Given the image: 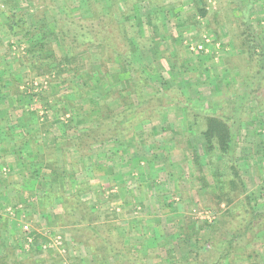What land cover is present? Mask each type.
Returning <instances> with one entry per match:
<instances>
[{
	"label": "rangeland",
	"instance_id": "1",
	"mask_svg": "<svg viewBox=\"0 0 264 264\" xmlns=\"http://www.w3.org/2000/svg\"><path fill=\"white\" fill-rule=\"evenodd\" d=\"M90 1L93 11L107 8L110 2ZM17 2L18 4L11 0H0V71L15 75L18 78L17 86L23 93L22 96L21 93L17 96L6 89L8 94L5 98L11 105L1 112L4 120L0 123V217L2 222H9V229L0 231V244L14 247V254L26 258V254L33 253L38 241L42 246V252L34 256L38 264H106L107 260V264H111L110 256L99 251L90 252L84 244H78L72 228L57 225L55 216L61 212V198L57 199L55 208L44 210L45 207L37 196L43 188L40 177L50 176V171L43 164H35L36 155L32 162L41 171L39 179L34 183L27 179L28 175L24 170L16 166L13 146L15 141L27 137L28 132L38 140L40 152L56 146L60 149L58 157L62 167L55 178L59 182H53L56 192L66 189L61 173H69V162L75 158L81 161L77 177L89 183L88 191L83 194L84 199L96 205L99 215L97 220L104 225L102 231L105 232L111 223L118 227L119 233L115 230L117 239L122 242L128 239V250L133 256L136 257L139 253L133 251L129 244L131 237L137 240V230L133 233V229L138 227L150 228L152 233H155L152 228H157L158 231L163 230L169 234L171 229L176 228L179 219L178 223L184 233L191 230L199 233L205 231L210 236L212 229L209 227H217L220 211L212 204L211 195L201 188L200 171L190 148L192 142L199 155H202L203 167L209 174V168L205 164L207 159L202 136L205 128L203 122L196 120L191 114L188 115L190 121L187 124L183 109L166 108L155 112L152 118L144 117L139 126L128 132L126 139L121 136L114 142L96 145L89 151H83L82 155H77L70 141L78 137L85 127L90 126L91 120L87 116L92 97L103 95L106 104L113 105L119 112L122 97H129L128 90L140 79V71L132 72L128 69L123 72L117 55L105 46H82L78 49L77 60L71 65V69L79 66V73L74 74V69L58 74L55 69L51 73L39 75L38 70L28 61L31 35L36 33L35 38H44L48 45L47 55H55L58 63L70 51V45L64 36L53 31L50 6H55L65 14L74 12L73 14L84 19L91 18L92 12L85 10L87 0ZM165 2L171 7L178 5L175 11L181 13L182 20H177L173 13L164 19L160 29L147 26L140 28V56L143 59L139 66L145 76L150 77L148 80L143 77L146 80L141 84L142 92L149 96L160 89L196 108L213 107L221 113L228 103L233 86L243 84L242 74L252 66V60L241 52L236 43L238 23L233 18L227 20L226 0H207V16L203 18L197 15L193 19L191 18L197 12L194 0ZM11 6L23 16L31 34L26 35L24 31L12 34L5 26L2 12L9 11ZM139 7L140 15L145 19L152 8L147 2ZM118 8L124 10L121 5ZM251 19L256 30L264 36V0L254 4ZM183 21L189 22L185 26L186 31L181 26ZM116 25L114 23L110 27V37L112 42L121 43L122 30ZM73 84H77V89L83 92L87 90L85 96L81 92L74 93ZM122 88L125 89L119 94ZM25 96H32V102ZM43 96L45 98L42 99ZM131 97L134 105H138L136 96L133 94ZM69 101L73 105H69ZM164 102L162 98L149 103L146 100L139 111L164 105ZM70 106H74L75 110H71ZM108 115L104 110L103 116L106 118ZM70 117H74L75 127L69 128ZM46 122L49 123V133L41 131ZM238 157L249 193L264 197L262 89L257 91L256 97L243 110ZM207 179L212 182L211 176ZM122 188L126 193L122 192ZM261 202H264V198H261ZM262 206L258 209L263 210ZM221 209L225 210L226 205L222 204ZM150 230L143 232L149 233ZM198 232L195 234L198 235ZM176 244L178 246L181 243L177 241ZM259 244H251L256 247L255 260L251 264H264V242ZM21 246L24 247V252L20 249ZM163 251L157 257V264H163V259L160 258L165 255ZM149 254L150 252L143 256ZM236 256L229 259V264L235 263ZM196 259L194 253L189 260L184 259V264H192ZM243 259V262L237 264H248L244 257ZM147 261L154 263L156 259L150 255ZM112 264L116 263L112 261Z\"/></svg>",
	"mask_w": 264,
	"mask_h": 264
},
{
	"label": "trees",
	"instance_id": "2",
	"mask_svg": "<svg viewBox=\"0 0 264 264\" xmlns=\"http://www.w3.org/2000/svg\"><path fill=\"white\" fill-rule=\"evenodd\" d=\"M109 1L107 8L93 11L90 5L91 1L87 0L85 10L88 13L92 12V17L89 19L80 18L73 14L74 12L65 14L51 5L50 9L54 22L53 31L60 32L64 36L70 45V51L58 63V58L55 55H47L48 45L43 40L44 38H35L36 33H34L31 35L32 42L27 51L30 58L28 61L31 66L38 70L39 75L51 73L55 69H57L58 74L76 69L74 74H77L79 73V66L71 69V65L78 58V49L82 46L89 48L105 46L117 55L120 63H122L123 72L128 69L132 72L140 71V79L128 90L129 97H122V106L119 112L113 108V105L106 104L103 95L92 97V102L88 105L89 114L87 116L91 120V124L85 127L78 137L70 141L74 153L77 155H82L83 151H89L96 145L114 142L121 136H125L126 139L128 132L139 126L145 119L144 117L152 118L155 112L166 108L183 109L186 120H188L187 124L190 121L188 115L191 114L196 120L203 122L205 128L202 130V136L207 159L205 164L209 168V174L203 167L202 155H199L192 142L190 148L194 162L200 171L201 188L211 195V202L220 211L221 217L220 220L216 221L218 225L215 223L218 229L214 225H210L209 228L212 231L207 240L198 239L196 241L197 250L195 254L197 259L193 264H221L224 260L233 258L240 250L246 249L258 235L264 233V202H261V198L264 197L249 193L238 157L243 110L256 97L257 91L264 90V36L256 30L251 19L252 7L259 0H226L225 14H227V20L233 18L239 25V30L235 34L237 46L242 53L248 55L252 60V66L249 71L242 74L243 84L233 86V91L229 93L228 103L221 113H218V110L213 109V107L196 108L160 89L149 96H145L141 90V84L146 80L143 77H147V80L150 77L145 76L139 66L141 59H143L140 56L142 47L139 39L142 35L139 30L145 26L160 29L159 27L164 24V19L173 13L177 20H182L181 13L175 11L178 5L168 6L165 4L166 0ZM144 2H147L152 8L145 19L142 18L139 10L140 4ZM194 2L197 12L191 19L196 18L197 15L205 18L208 14L207 0H194ZM118 5L123 6L124 10L118 8ZM2 14L5 16V26L12 34L23 31L26 35L32 33L25 19L22 18L23 16L15 12L12 6L9 11L2 12ZM114 23H117L116 27L122 30L121 43L112 42L110 37L112 34L110 27ZM188 24L189 22L183 21L181 26L185 28H183L184 31H186L185 26ZM2 73L3 75L0 76V123L4 120L1 112L11 105L5 98L8 94L6 89L13 95L18 96L21 93L16 83L18 78L13 74L6 73V71H0V74ZM77 76L75 75V77ZM76 85H72V91L74 93L81 92L85 96L87 90L83 92L77 89ZM124 89L122 88L119 94H122ZM133 94L139 101L138 105H134L131 97ZM25 97L29 98V102H32V96ZM43 98L45 97L43 96ZM158 98L164 99L167 104L164 102V105H155L147 110L139 111L146 100L149 103ZM68 104L73 105L70 101ZM70 108L75 110L74 106H70ZM104 110L109 114L106 118L103 116ZM131 116L133 117L131 118ZM75 125L74 117H70L69 128L75 127ZM48 127L49 123L43 124L41 131L49 133ZM31 134L28 132L26 133L27 137L15 141L12 151L17 158L16 166L26 172L27 179L31 183L39 179L41 171L34 167L32 162L34 155H36L35 164L37 162V164H43L42 166L50 171V176L40 177L43 188L37 197L45 207V211L55 208L57 199L61 198V212L55 216L57 225L72 228L76 242L84 244L90 252L99 251L107 256H120L122 264H147L129 252L127 240L122 242L117 239L116 233L119 230L113 223L108 225L105 232L102 231L104 225H101L97 220L99 215L96 211V205L83 197V194L89 189V183L77 177L81 169L80 160L75 158L69 162L71 166L69 173H61L66 189L59 192L55 191L53 182L54 184L59 182L55 178L60 174L59 170L62 167L58 157L60 149L56 146V148L45 149L40 152L38 140ZM208 176H211V183L207 179ZM122 192L126 193L123 188ZM129 200L131 201V199ZM222 204L226 205L225 210L221 209ZM260 205H263V210L258 209ZM169 207L171 206L169 205ZM8 229L9 222L7 220L2 222L0 217V231H7ZM184 234L191 238L188 232ZM20 249L25 251L22 246ZM14 252H16L14 247L0 244V264H38L34 256L42 252V246L36 241L33 253L26 254V258H20ZM170 262V264H184L185 260H171Z\"/></svg>",
	"mask_w": 264,
	"mask_h": 264
},
{
	"label": "crops",
	"instance_id": "3",
	"mask_svg": "<svg viewBox=\"0 0 264 264\" xmlns=\"http://www.w3.org/2000/svg\"><path fill=\"white\" fill-rule=\"evenodd\" d=\"M17 1L18 0H11L12 3L18 4ZM178 221L176 222V228L171 229L169 234H167L163 230L158 231L157 228H152L155 230V233H152L150 228L138 227L136 229H133V233L135 232L134 230H137L136 235H138L137 240H138L139 245L137 243V240L132 239L134 237H131V243L129 245L132 247L133 251H138L139 253L137 254L138 258L147 264H157V257H159V254L160 255L162 254L163 250L165 251V255L160 256V258L163 259V262H162L163 264H170L171 260H176V261H179L182 259L189 260L190 257H192L194 253H196V250H197L196 241L198 239L207 240L209 238V235H207L205 231L203 232L201 231V233H199L198 231L194 232L193 230H191V231H188L189 235L192 234L191 238L187 237L184 234V231L182 230V228L180 227L181 225L180 223H178ZM146 229L150 230L151 233L150 232L146 233V231L143 232ZM125 230H129V229H125ZM196 232H198L199 234L196 235L195 234ZM124 234L128 235V233H124ZM132 235H135V234H132ZM126 240L128 242V239ZM133 240L135 242H133ZM171 241H174L175 243L173 242V244H170ZM177 241L181 243V244H178V246L176 244ZM262 242H264V233H261L259 237H257V239L254 241V243H256L257 245H260L259 243H262ZM262 245L264 247V244ZM248 247L245 250L244 249L240 250V252L237 254V256L234 259L235 261L234 264H237L238 262H243L244 260L243 257L245 258V260L247 261L246 263L248 264H251L252 262H254L255 260L254 250H256L255 249L256 247L255 245H249ZM148 252H150V254L144 257L143 255H146ZM243 253L245 254V256H243ZM150 255L156 259L154 263H150L147 261V257H149ZM110 259H111L110 261L111 264H112V261L116 264L123 263L122 259L119 256L115 258L113 256H110ZM209 261H212V260L209 259ZM229 262L230 260L226 259L221 264H229ZM107 263H108V260L106 261V264ZM97 264H103V263L98 262Z\"/></svg>",
	"mask_w": 264,
	"mask_h": 264
},
{
	"label": "built area",
	"instance_id": "4",
	"mask_svg": "<svg viewBox=\"0 0 264 264\" xmlns=\"http://www.w3.org/2000/svg\"><path fill=\"white\" fill-rule=\"evenodd\" d=\"M29 239V238H28ZM28 241H31V239H29Z\"/></svg>",
	"mask_w": 264,
	"mask_h": 264
}]
</instances>
